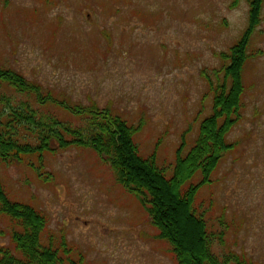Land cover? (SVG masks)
Instances as JSON below:
<instances>
[{
	"label": "rangeland",
	"instance_id": "374dc122",
	"mask_svg": "<svg viewBox=\"0 0 264 264\" xmlns=\"http://www.w3.org/2000/svg\"><path fill=\"white\" fill-rule=\"evenodd\" d=\"M245 1L0 0V68L68 108L107 111L137 129L140 157L154 154L169 178L177 151L188 154L212 114L210 83H223L230 50L249 27ZM249 36L240 119L226 139L232 149L193 208L221 235L216 254L264 264V6ZM43 109L62 122L83 120L56 105ZM0 185L11 202L45 218L41 244L63 259L177 264L145 209L90 149L0 161ZM19 231L0 216V247L14 253Z\"/></svg>",
	"mask_w": 264,
	"mask_h": 264
},
{
	"label": "trees",
	"instance_id": "16d2710c",
	"mask_svg": "<svg viewBox=\"0 0 264 264\" xmlns=\"http://www.w3.org/2000/svg\"><path fill=\"white\" fill-rule=\"evenodd\" d=\"M257 25L255 13L248 31L230 50L223 83L215 88L210 83L214 94L212 114L200 123L188 154L182 157V148L177 151L169 178L165 175L167 170L157 167L154 154L145 159L140 157L133 142L137 129L107 111L68 108L66 103L43 96L40 88L23 75L1 68L0 161L9 165L36 156L41 162L45 154L69 147L90 149L111 169L116 182L145 209L158 238L168 243L177 264H245L237 257L215 253L221 235L207 230L206 220L194 210L193 204L198 190L210 183L219 162L232 149L226 139L240 119L249 34ZM30 98L34 99V105ZM48 105L61 107L83 120L78 126L62 122L54 114L41 110ZM197 175L199 183L191 184ZM0 216L7 217L20 229L11 236L14 253L0 247V264H82L61 258L59 248L42 246L45 218L29 206L11 202L1 185ZM61 246L68 256L64 242Z\"/></svg>",
	"mask_w": 264,
	"mask_h": 264
},
{
	"label": "flooded vegetation",
	"instance_id": "af4514ba",
	"mask_svg": "<svg viewBox=\"0 0 264 264\" xmlns=\"http://www.w3.org/2000/svg\"><path fill=\"white\" fill-rule=\"evenodd\" d=\"M247 4V9H248V15H249V21L248 24L250 26L251 20L253 15L256 13L258 15V23H259V18L261 19V15H262V10H263V4H264V0H258V6L255 7V0H246L245 1ZM249 29V27H248ZM248 29L245 30L244 34L248 31Z\"/></svg>",
	"mask_w": 264,
	"mask_h": 264
}]
</instances>
